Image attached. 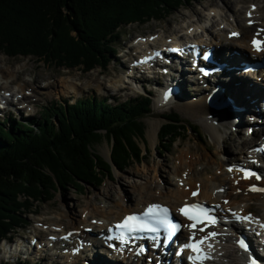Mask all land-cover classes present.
Segmentation results:
<instances>
[{
	"label": "trees",
	"instance_id": "obj_1",
	"mask_svg": "<svg viewBox=\"0 0 264 264\" xmlns=\"http://www.w3.org/2000/svg\"><path fill=\"white\" fill-rule=\"evenodd\" d=\"M188 1L0 0V53L33 56L85 73L106 69L121 27L164 21ZM152 104L150 96L116 106L91 96L43 110L38 123L0 122V241L26 225L23 211L49 202L59 189L73 186L82 192L86 186L101 187L115 169L124 171L142 161L143 119ZM164 120L159 143L172 147L188 130L176 112ZM103 140L112 143L110 162L95 151Z\"/></svg>",
	"mask_w": 264,
	"mask_h": 264
},
{
	"label": "rangeland",
	"instance_id": "obj_2",
	"mask_svg": "<svg viewBox=\"0 0 264 264\" xmlns=\"http://www.w3.org/2000/svg\"><path fill=\"white\" fill-rule=\"evenodd\" d=\"M230 3L233 11L231 10V13H227L229 8L224 5L223 0H189L184 7L164 21L151 20L143 25L136 23L123 26L119 29L118 43L115 46L117 53L108 56L109 59L106 64L107 68L104 69L98 67L88 73H85L81 68L66 69L54 64H49L44 60L33 56L11 58L4 53H0V67L7 70V72H5L6 74L10 73L12 70L16 72L15 76H17V80L11 85H3L0 90H8L10 92L15 91L16 94L18 89L15 88V86L24 85V91L26 94L31 95L23 102H20L22 107L21 112L18 108H14L13 114L10 115L8 111L5 112L4 117L6 119L11 118V122L12 120L17 123L24 121L23 123L26 124L28 123L27 120L31 119L30 121L38 123L43 120L41 115L42 110L51 106L62 108L66 105H72L78 99L91 96L107 99L108 103L113 106L126 102L130 98L139 97L140 95L151 96L153 99L151 114L143 119L146 125L145 141L139 142L143 151V160L134 163L124 171H118L115 169L113 178L105 179L101 187L86 186L85 190L81 192L73 186H69L64 190L59 189L54 195L51 194L50 196H52V199L47 203L42 202L33 204V208L30 211H23V216L27 217V223L24 228L18 229L12 234L11 237L13 239H17L20 235L31 237L36 235L46 238L53 234H57L55 230L59 229V226L65 228L64 232L71 230L73 227L78 228L84 223V220L81 219L84 215L82 212L85 208H90L92 213L91 216L93 217L98 216V209H101V211L102 209L103 211H109L110 207L112 208L116 206V208H118L122 201L125 204L128 203L131 205L132 201L130 200H132V198L136 201V198H139L141 192H146L147 194L145 189H141V185L144 187H153L150 194H152L151 196L154 200L160 199L161 201L169 202V199L167 201L165 199L166 195L164 196V194L160 193L161 189L158 188V185L176 191L178 187L177 180L179 179L186 180V178H188L186 181H190L189 179L191 177L192 181L195 180L194 182H197L198 178H206L211 174L217 178L220 176L219 179H224L227 167L231 165L233 157L239 155L238 148L241 141L246 138V128L242 129L235 126L234 129L229 127L230 124H232V121H234L232 120V117L229 118V122H218L217 119L219 112L209 108L204 102V97L197 103L191 102L190 100L189 102H185L184 105L189 108L191 112L201 117H203L204 114H207L205 119L208 123L215 124L218 130L221 131L218 132V140H215L210 133L209 127L195 120L190 112L189 116L181 110L179 111V106L182 105L179 101H175L173 103L174 105L170 104L163 108L160 107L158 104V92L161 86L160 81L155 79L146 83L141 80L134 81L133 79L128 78V73L125 74L126 72L124 71V67L127 65V58L123 59L121 58V55L125 54L123 51L125 45L131 43L134 38L138 36L146 37L159 35L160 37L164 36L166 38L168 36L171 37L174 34L184 35L186 33V28L190 26L195 27L200 23L198 21L200 18H202L201 25L208 24L206 18L211 7H223L225 11L224 14H228L229 18L225 15L223 16L229 19L231 24V21L237 18V16L245 22V11L249 5L253 3L258 7H261L259 19L260 23L264 24V0H230ZM219 12H221V10ZM216 20L219 19L217 18ZM219 23L220 20L218 21V24ZM221 27L222 26H217V29H221ZM218 37L219 36H217V38ZM250 37L251 36L249 35L247 40H249ZM132 53H135V51H132L131 54ZM133 60H136V57L129 55L128 62L131 63ZM238 64L239 62H237V65ZM144 77L148 78L146 76ZM120 78H123L126 84L119 82ZM25 83L27 85H25ZM73 83L78 84L76 85L77 87H75ZM117 85H119L121 89L118 90V88H116ZM21 95H25V93ZM16 96L20 97V94L17 93ZM192 96L195 98L194 94ZM25 105L27 106L25 107ZM171 111H175L181 116L182 120L185 122L188 133L183 134L172 147L169 144L163 148L161 147L159 140L156 139L155 133L157 131L160 133V129L165 123L163 116ZM228 111L231 116H233L232 113H235L236 116H238L235 111ZM58 112H60V109H58ZM54 119L55 118H53V121H55ZM0 120L4 119L0 118ZM10 124L11 123H7L5 125L6 128H10ZM189 126L196 127L197 130L199 127L200 133H190ZM208 146H213L211 152L205 150ZM187 149L194 151V158H198L202 155V152L207 156L205 162H202L195 167L197 174L188 175L186 168L181 167L178 157L181 154V150ZM95 151L105 161H111L112 143L108 140H103L99 143L95 147ZM206 163H208V166ZM205 166H207L208 170L206 169L204 171ZM216 173H218L219 176ZM176 175H178V177H176ZM217 181L219 182V180L211 182L213 183V187H215L214 183H218ZM232 185L233 180H231L225 187V189L228 188V190L223 196H225V199L227 200L231 199L226 197L228 193H232L233 195L235 193V191L231 189ZM190 186L192 188H201L200 186H196V184ZM191 187L188 192L192 189ZM164 193H166V191ZM237 195L239 194L237 193ZM238 203L241 207L246 208L245 211L253 212L260 217L264 216V198H249L247 196L246 198H240ZM133 208H135V205H133ZM113 210L116 209L113 208ZM63 216L67 217L65 218ZM91 216L89 218H92ZM96 220L98 221V219H91L89 224H94ZM40 225L43 226L41 227ZM39 229L42 231L40 232ZM234 248L233 243H227L226 252L232 253L234 255L233 257L236 258L224 260L223 264H243L241 256L235 253ZM67 260L68 259L61 262L59 260L53 262L54 260L51 258L48 260H44V258H32L27 264H64ZM77 262L84 264V259L78 258ZM146 263L150 264L147 262V259L145 260V264ZM0 264L5 263L0 262ZM10 264L24 263L14 262ZM98 264H102V262H99Z\"/></svg>",
	"mask_w": 264,
	"mask_h": 264
},
{
	"label": "bare ground",
	"instance_id": "obj_3",
	"mask_svg": "<svg viewBox=\"0 0 264 264\" xmlns=\"http://www.w3.org/2000/svg\"><path fill=\"white\" fill-rule=\"evenodd\" d=\"M223 3H224V5H226L229 8V11L227 10V13H229V12L231 13V10L233 11V8H232V5L230 3V0H223ZM252 5L253 4L251 3L249 5V7L246 9L245 18H246L247 14H248V10L251 8ZM220 10H221V12H219ZM209 11L210 12H209V14H208V16L206 18L207 21H210V22L212 21L217 26L224 25L226 27V29L223 31V33H221V34L219 33L220 34V38L219 39H217V35L213 31L208 33V36L211 38V41H212L213 45H216V46H220L221 45V46H225L227 49H233V50L236 49V50H240L242 52L248 51V50L251 49L250 46H249V42L247 41L248 36L249 35H253V33L255 31H257V28H258L257 25L264 27V24L261 25L259 23L260 22L259 15L261 13V7H258V11L255 13V17L253 19L255 21V25L252 28L246 26L247 21H249L247 18L245 19V22H244V20H241V18L239 19L238 16H237V18L234 19V21H231V24H230V20L227 19V18H229V15L228 14H224L225 11H224L223 7H219V8L218 7L212 8L211 7V9ZM243 13H244V11H243ZM223 15H225L227 18L225 16H223ZM217 18L220 20L219 24H218L219 20H216ZM201 20H202V18H200L198 21L201 23ZM233 23H236V31L240 34V37L235 39V40H229L227 38L228 35L233 33V32H235L232 29L233 28ZM195 29H196V27L190 26V27H188L187 31L190 34H192ZM174 35L175 36H172V37H175L174 39L176 40V37H178V35L177 34H174ZM167 39L168 38H165L164 36H161L160 41L166 42ZM162 47L163 48H168V46H162ZM144 49H146V45L139 46L137 48L136 54H139ZM146 53H148V52L146 51ZM219 54H220V52H219ZM217 55H218V53H217ZM228 56H229V60L234 62L233 66H237V62H239L240 59L237 58L236 56H232L230 52H228ZM257 56L259 58H261V59H264V51L260 55H257ZM121 68H122V66H121ZM5 72H7V70L0 67V84H1L0 89H1V87L3 85H11L15 80H17V76H15L16 72H14L12 70L8 74H6ZM223 76H226V74L223 75ZM230 76L232 77V82L222 83L220 81V82H215V83H212V84L209 83L207 89H205V88H203L201 86L192 88L189 85V83H187L185 80H183L182 76H180L177 79L176 78H171L172 81L170 82V83L175 84L176 86H179L181 91H182L181 94L178 97L173 96V99L178 98V100H180V103L182 104L181 106H179V111L181 110L183 113H185L187 115H189V112H190L191 116L193 118H195V120H197L200 123H203L204 125L209 127L210 133L214 137L215 140H218L217 135H218V132H221V131L218 130L217 127H215V126H213V125L208 123V121L205 119V116L207 114H204L203 117H201V116L191 112L189 110V108H187L184 105L185 102H189V100H190L191 102L197 103L198 101H200L204 97L205 104L208 105L209 108H213L209 103H207L208 96H209L208 92H210L212 89H215L216 86H220L223 89V91L221 92L220 96H218V98L219 99H223V98L224 99H228L229 98L230 99V103L223 109V111H219L218 118L221 119V116H223V115L224 116H228V115H226L227 114L226 110L235 111L238 114V116H236L235 113H232L234 115L231 116V117H232V120H234V121H232V124H230V125L233 126V127H235V126L236 127H240L242 129L246 128V131L248 129L252 128V125L249 122L251 115L253 113H255L257 109L262 110V108L260 106V102H261V99L264 97V91L259 89L256 86V83L250 82L248 80H244L243 79L244 77H243L241 71L231 72ZM248 76H250L253 79L256 78L255 75L251 74V73ZM158 80L160 81L161 84L164 81L162 79H158ZM196 80L197 81H201V80H203V78L202 77L201 78L197 77ZM212 80L213 79L211 78V81ZM119 82H121L123 84H126V82L123 80V78H120ZM70 83H72V82H70ZM25 85H27V84L25 83ZM74 85H75V87H77L76 85H78V84H74ZM15 88L18 89L17 93H19V94L26 93L24 91V88H25L24 85L15 86ZM116 88H118V90L121 89L119 85H117ZM7 92H9V91L8 90L4 91V93H7ZM193 94H194L195 98L192 96ZM23 96L24 97H23L22 101H24V99L26 97H29L31 95L26 94V95H23ZM12 97H14V96H12ZM19 105L20 104L14 103L12 106L14 108H18V110L21 112L22 107H19ZM236 107L244 108L245 112H238ZM14 108H11V109L7 110L8 113L9 114H13V109ZM228 117L230 118V116H228ZM222 122L226 123L224 120H222ZM254 135H257V134H254ZM155 136H156V139L158 140L159 131H157L155 133ZM249 144H250L249 140H245L244 142H242L239 145L238 152L240 154L244 153L245 150L247 149V148H245V146H248ZM209 146H208L207 149L205 148V150L206 151L208 150V151L211 152L213 146H211V147H209ZM193 152L194 151L189 150V149L181 150V154L178 157L179 162L181 164V167H185L186 168V171H188V175L197 174V171H196L195 167L198 164H200L202 162H205V160L207 158V156L205 154H203V152H202V155H200L198 158H194L193 157ZM208 163H206L207 166H208ZM207 166H205L204 171L207 169ZM216 174L219 176L218 173H216ZM228 176H229V174L226 172V174L224 175V179H219L220 176H219V178H217V177H214L211 174V175H208L206 178H202V179L198 178L197 182H194L195 180L192 181V179L190 177V179H189L190 181H187V183L185 185L187 186V185H193V184L195 185L196 184L197 186H201L202 189H201V193H200L198 199H200V200H209L211 203H220V201L223 198H225V196H223L221 194H218V193H215V190L223 189V188H225V186L228 185V183L230 181L229 180L230 176H229V178H228ZM176 177H178V175H176ZM186 180H188V178H186ZM215 180H219V182L217 181L218 183H216V184L214 183L215 187H213L212 186L213 183H211V182H213V181L215 182ZM177 181H178V187H177L176 191H172L170 188L160 187L158 185V188L161 189L160 193L164 194V196L166 195L165 199H166V201L169 199V202L168 201L164 202V201H161L160 199L159 200H154V198L151 196L152 194H150V191L153 190L152 189L153 187L152 186L144 187L143 185H141V189L142 190L145 189V191H147V194H146V192L145 193L141 192L140 195H139V198H136V201H135L134 198H132V200H130V201H132L131 205L128 204V203L125 204L122 201L121 204L118 206V208H116V206L112 207V208L110 207L109 211H107V210L103 211V209L101 211V209H98L97 210L98 214L96 213L98 216H93V217L91 216L92 213H91L90 208L89 207H87V209L85 208L86 210L84 209V211L82 212V214H84V215H83V217L81 219V220H84V223L81 226L80 230H82V229H84L86 227H93V228H95V230H97L96 229L97 227H98L99 230L103 229V228L106 227V225H110V224H112V223H114L116 221L121 220L126 214H130L132 212H141L145 206H147L148 204H152V203H161V204H164V205H170L173 208H178L180 205L186 203L187 198L188 199H191V198L189 197V192H190V191L188 192L189 188L186 189V187H185V189H181L179 187V186H181L180 183L183 180L179 179ZM239 183H240V186H239L238 190L242 191V195L241 196L237 195V188H233L232 187V189L235 191V193H234V195L232 193H230V194L228 193L227 194L226 197L231 198L232 202H231L230 206H227L226 208H232L234 210L244 211L245 209L243 207H241V205L238 203V200L240 198H242V197L246 198L247 196L249 198H256V197L257 198H264V195H255L254 196V195H251V194L248 193L247 189H248L249 182L240 181ZM165 191H166V193H164ZM133 201H134V203H133ZM190 201H196V200L191 199ZM133 205H135V208H133ZM263 205H264V203H263ZM113 208H115L116 210H113ZM90 216L92 218H89ZM63 217L66 218L67 216H63ZM263 218H264V216H263ZM91 219H98V223L99 224H98L97 227L94 224H89ZM71 230H77V228L73 227V228H71ZM64 231H65V228H63L62 226H59V229L55 230L56 233H59V236L66 235L68 233V231L67 232H64ZM88 237H92V236H88ZM221 240H228V239L222 237ZM75 243L77 245L78 241H76ZM19 246L28 247L25 244H22V245H19ZM2 248H3V246H2ZM74 248H77V247H73L71 252L73 251ZM221 252H223V251L219 250L217 252V256H219V253H221ZM88 253H89L90 257L87 256L86 254L81 256V258H83L84 261H86V264H95V262H96V264H98L99 262H102V264H112L111 261L108 258H103V255H100L99 251L93 250L92 252H89V250H88ZM235 253L237 254V252H235ZM233 256L234 255L232 253L225 254V256H223L221 258L219 257V261L222 263L224 260H227V259H235L236 257L234 258ZM257 256L258 255H255V257L258 259V261L262 262L264 264V260H262L259 256L258 257ZM149 257H153V255L149 256ZM48 259H49L48 256L44 257V260H48ZM67 259L68 260L65 261L64 264H72V262H74V260H76L71 254L67 256ZM142 260L139 259L137 262H142ZM75 264H81V263L80 262H76Z\"/></svg>",
	"mask_w": 264,
	"mask_h": 264
},
{
	"label": "snow or ice",
	"instance_id": "obj_4",
	"mask_svg": "<svg viewBox=\"0 0 264 264\" xmlns=\"http://www.w3.org/2000/svg\"><path fill=\"white\" fill-rule=\"evenodd\" d=\"M251 15V14H249ZM233 35H237L233 33ZM253 45L257 51L264 50V43L254 40ZM167 99V96L165 97ZM231 171V169H230ZM254 173L245 171L244 178H249ZM257 179L261 177L257 176ZM251 191H264V189L252 187ZM222 191V189H221ZM198 195V192H194L193 196ZM227 203V202H226ZM218 207V206H217ZM180 213L185 216L190 224L187 226L193 230L192 236L190 237L189 243L184 245V248L190 249L194 255L189 256L188 259L192 261V264H203V262L207 259H211V256L207 251L204 250L203 245L208 242L209 239L214 238L217 233L211 232L207 233L204 237L197 240L196 239V230L198 225H204V227H199L200 232H206V227L208 225L217 224V219L211 213L215 211L214 208L205 207L201 204H186L180 210ZM236 216L239 221H246L249 223H259L256 221L251 215L248 216H239L238 214H233ZM262 229H264V224L259 225ZM116 229L119 230V235L114 237L116 239H120L123 243H127V234L136 233V232H149L154 233L155 235L151 236V239L157 242V246H159V241L161 239L160 233L163 230L165 232L164 240L167 243L168 240L171 239L172 234L178 231L181 228L180 223H173L170 219L169 209L165 207H161L160 205H152L147 211L142 215H130L126 217L121 223L117 224ZM240 248L247 250V245L243 239L238 241ZM211 245H209V249H211ZM143 251V249H141ZM252 264H256L255 261H252Z\"/></svg>",
	"mask_w": 264,
	"mask_h": 264
},
{
	"label": "water",
	"instance_id": "obj_5",
	"mask_svg": "<svg viewBox=\"0 0 264 264\" xmlns=\"http://www.w3.org/2000/svg\"><path fill=\"white\" fill-rule=\"evenodd\" d=\"M165 124V123H164ZM163 124V125H164ZM190 133H194V132H190ZM195 133H200V128L198 127V130H197V132H196V130H195Z\"/></svg>",
	"mask_w": 264,
	"mask_h": 264
}]
</instances>
